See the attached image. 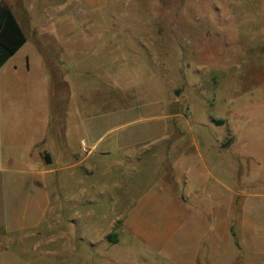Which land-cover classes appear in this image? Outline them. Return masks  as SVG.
I'll use <instances>...</instances> for the list:
<instances>
[{"label": "crops", "instance_id": "0c3cea01", "mask_svg": "<svg viewBox=\"0 0 264 264\" xmlns=\"http://www.w3.org/2000/svg\"><path fill=\"white\" fill-rule=\"evenodd\" d=\"M108 2L0 0L27 38L0 68V250L17 247L18 259L29 239L60 224L66 208L67 243L73 248L123 245L141 256L162 255L168 264L175 257L180 264H215L222 254L221 260L264 264V177L259 183L250 173L244 177L247 170L255 172L252 165L263 164L253 146L264 144V127L236 126L233 132L221 127L223 120L208 126L201 118L200 124L176 126L169 89L156 79L152 62H110L131 64L128 87H134L125 94L118 78L109 85L99 82L113 76L105 70L107 62L93 69L89 62H68L66 52L76 48L79 37L74 20L89 19ZM88 26L81 31L89 35ZM138 66L150 67L147 80L139 77ZM140 93L146 99L138 98ZM211 148L219 161L213 162ZM190 149L196 151L192 168L202 165L210 178L181 199L161 181L162 162L164 156L182 159ZM230 158L235 168L225 160ZM156 160L162 166L153 170L146 188L117 181L144 172L146 162ZM121 187L118 213L97 211L105 195L116 209L114 189ZM111 234L117 243L108 240ZM40 244L36 240L35 248Z\"/></svg>", "mask_w": 264, "mask_h": 264}, {"label": "rangeland", "instance_id": "374dc122", "mask_svg": "<svg viewBox=\"0 0 264 264\" xmlns=\"http://www.w3.org/2000/svg\"><path fill=\"white\" fill-rule=\"evenodd\" d=\"M86 24L90 26L89 35L81 31ZM72 27L79 37H75L76 48L66 52L67 61L89 62L92 69L98 67V62H107L105 70L113 76L101 79L103 85L118 78L116 82L121 86L118 90L122 89V93L134 87V84L128 87L132 82L131 64L121 66L110 62H152L156 79L169 89L176 126L184 121L194 124L196 120L212 126L223 120L221 127L228 126L233 132L236 126L264 127V0H109L106 8L90 14L89 19H75ZM137 69H141L139 77L143 80L152 74L149 66L147 72L142 66ZM122 77L124 82L120 80ZM145 87L146 84L142 93ZM142 93L138 98L146 99ZM160 94L154 90L156 97ZM234 115L237 117L232 122ZM191 138L187 135L185 142ZM253 147L263 164L252 165L255 172L247 170L244 177L254 175L259 183V178L264 177V144L261 148ZM195 153L190 149L182 159L172 156L168 161L164 156L162 162L166 173L161 181L181 199L202 189L210 178L202 165L192 168ZM216 153L215 148L210 149L213 162L219 161ZM225 160L229 168L236 167L235 158ZM146 164L144 172L123 175L117 181L121 179L123 186L146 188L153 170L161 165L158 160ZM212 167L209 164L214 173ZM114 190L115 199L120 201L116 209L111 207L110 196L105 195L97 211L108 216L118 213L124 195L122 187ZM60 215V224L42 230L41 238L36 239L41 242L38 248L34 246L36 240L29 239L28 248L16 260L17 247L10 253L1 249L0 259H4V264H168L162 255L141 256L123 245L73 248L67 243L66 208ZM222 257L223 254L215 264H241L236 260L231 262L229 257L221 260ZM170 264H180L179 257Z\"/></svg>", "mask_w": 264, "mask_h": 264}, {"label": "trees", "instance_id": "16d2710c", "mask_svg": "<svg viewBox=\"0 0 264 264\" xmlns=\"http://www.w3.org/2000/svg\"><path fill=\"white\" fill-rule=\"evenodd\" d=\"M27 38L13 12L0 4V68L26 43ZM117 243V235L108 236Z\"/></svg>", "mask_w": 264, "mask_h": 264}]
</instances>
